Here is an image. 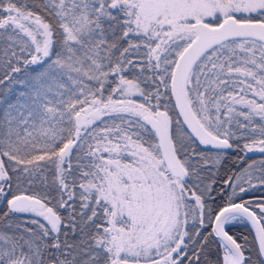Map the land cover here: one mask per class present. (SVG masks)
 Instances as JSON below:
<instances>
[{
  "label": "snow or ice",
  "instance_id": "1",
  "mask_svg": "<svg viewBox=\"0 0 264 264\" xmlns=\"http://www.w3.org/2000/svg\"><path fill=\"white\" fill-rule=\"evenodd\" d=\"M0 264H264V0H0Z\"/></svg>",
  "mask_w": 264,
  "mask_h": 264
},
{
  "label": "trees",
  "instance_id": "2",
  "mask_svg": "<svg viewBox=\"0 0 264 264\" xmlns=\"http://www.w3.org/2000/svg\"><path fill=\"white\" fill-rule=\"evenodd\" d=\"M232 231L238 235H247L249 239H251L253 232L250 226H237L233 228Z\"/></svg>",
  "mask_w": 264,
  "mask_h": 264
},
{
  "label": "water",
  "instance_id": "3",
  "mask_svg": "<svg viewBox=\"0 0 264 264\" xmlns=\"http://www.w3.org/2000/svg\"><path fill=\"white\" fill-rule=\"evenodd\" d=\"M253 231V230H252Z\"/></svg>",
  "mask_w": 264,
  "mask_h": 264
}]
</instances>
